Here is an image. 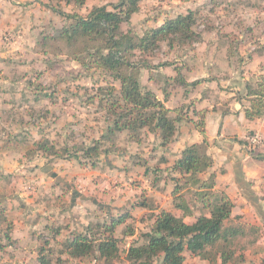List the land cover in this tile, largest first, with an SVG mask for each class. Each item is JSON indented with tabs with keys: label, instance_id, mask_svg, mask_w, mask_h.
I'll return each mask as SVG.
<instances>
[{
	"label": "rangeland",
	"instance_id": "1",
	"mask_svg": "<svg viewBox=\"0 0 264 264\" xmlns=\"http://www.w3.org/2000/svg\"><path fill=\"white\" fill-rule=\"evenodd\" d=\"M119 1L86 0L79 6L59 0H13L6 1L11 5L0 13V264H40L43 255L49 264H132L126 258L128 248L146 242L144 234L161 210L187 222L206 212L196 187L173 169L175 149L169 144L164 150L159 132L142 127L108 135L114 117L106 107L107 89L119 90L120 82L106 70L82 65L77 57L84 54L83 40L70 45L53 38L70 26L71 16L85 17L95 6L113 10ZM139 4L140 10L122 24L138 35L179 14L196 13L195 29L203 39L173 47L162 42L146 56L148 65L140 75L143 89L171 98V115L181 118L176 135L194 138L209 106L217 108L219 95L198 109V98L191 99V93L207 97L209 89L203 88L213 76L220 77L219 93L224 78L231 86L240 76L256 88L264 74V59L256 56L264 52V0ZM192 78L195 85L187 82ZM46 141L64 156L39 149ZM98 141L99 155L87 157L85 149ZM176 188L194 216L175 207ZM125 214L127 221L115 231L120 258L108 263L98 253L82 258L67 253L66 241L74 233H89L97 224ZM226 225L233 226L232 219ZM233 247L236 257L230 264L264 263L258 256L264 250H248L242 237L235 238ZM186 256V264H221L188 252ZM154 261L162 264L160 257Z\"/></svg>",
	"mask_w": 264,
	"mask_h": 264
},
{
	"label": "trees",
	"instance_id": "2",
	"mask_svg": "<svg viewBox=\"0 0 264 264\" xmlns=\"http://www.w3.org/2000/svg\"><path fill=\"white\" fill-rule=\"evenodd\" d=\"M67 4L83 6L86 0H59ZM142 0H120L109 10L105 5L93 7L87 16H71L73 22L69 27L58 31L55 39H65L70 45L84 41L82 56L77 59L86 68H98L108 71L120 82V89L115 86L107 89L106 107L114 117V125L108 135L124 129L136 130L151 127L159 132L162 145L169 144L176 132L177 123L181 119L173 117L174 109L167 108L149 89H143L140 81L141 71L147 67L146 56L158 50L162 42L170 47L175 44L186 45L200 42L203 37L196 31V13L190 10L187 14H179L169 18L162 25L149 28L142 35L132 29L124 30L122 24L130 21L133 14L140 10ZM134 57L136 60H134ZM182 84L185 80L179 78ZM197 81L192 82L196 84ZM103 90V88H101ZM247 96L250 105L245 107V116L250 120L264 116V74L259 76L256 88L248 87ZM205 135V130L201 129ZM50 155L64 156L53 144L39 143ZM66 150V148H64ZM100 142L85 149L87 157L99 155ZM69 156L79 159L77 153L69 152ZM213 165L208 154V141L194 143L186 147L172 165L175 171L183 174L186 182L198 186L199 200L202 210L206 211L187 222L181 216L161 210L156 214L151 231L144 234L146 242L131 245L126 258L132 264H154L157 257L162 264H186V253L207 260L210 263L230 264L235 261L236 251L233 247L240 231L234 226H227L232 214L233 201L223 193H215L214 176L203 180ZM177 188L173 191L175 207L186 216H194V210ZM215 196L214 200L212 196ZM128 214L111 218V221L96 225L97 230L89 229V233H74L66 241L67 253L75 258L87 257L98 253L99 257L112 263L120 258V239L115 235L116 229L124 224ZM95 228V229H96ZM128 231V230H127ZM129 235L134 234L129 229ZM44 251V248H41ZM40 264H49L43 255ZM264 264V263H263Z\"/></svg>",
	"mask_w": 264,
	"mask_h": 264
},
{
	"label": "crops",
	"instance_id": "3",
	"mask_svg": "<svg viewBox=\"0 0 264 264\" xmlns=\"http://www.w3.org/2000/svg\"><path fill=\"white\" fill-rule=\"evenodd\" d=\"M6 1L13 0H0V13L10 4ZM256 56L263 61L264 52ZM219 78L213 76L212 81L207 82V86L203 88V90L209 89L210 99H208L210 94L204 98L201 94L191 93L190 95L191 99L198 98V109L207 107L212 95H219L217 108L213 105L209 106L210 111L204 118L205 135L201 130H196L194 138H191V135H185L186 133L175 134L176 136L169 144L175 149L174 160H176L186 147L207 139L208 154L213 159V165L201 177L207 180L214 176L215 184L211 190L215 193H223L233 201L230 219H232V225L240 231L238 236L243 238L248 250L252 248L260 253L264 250V236H261L264 231V116L254 120L245 116L244 109L250 105L247 100L249 97L247 93H244L248 87L246 79H240L239 76L240 80L238 79L231 86H229L230 80L222 79L223 84L220 85L219 93L217 89ZM194 79H189L187 82H194ZM244 82L245 85H243ZM157 97L167 108L174 109L170 104L169 95L165 94L162 98L158 94ZM253 133L260 134L263 143L256 146L249 145L246 137ZM167 145L164 150H167ZM193 187H196V191L201 190L198 186ZM258 256L264 257V251ZM243 264L251 263L248 260Z\"/></svg>",
	"mask_w": 264,
	"mask_h": 264
},
{
	"label": "built area",
	"instance_id": "4",
	"mask_svg": "<svg viewBox=\"0 0 264 264\" xmlns=\"http://www.w3.org/2000/svg\"><path fill=\"white\" fill-rule=\"evenodd\" d=\"M246 141L248 142L249 145L256 146L258 144L263 143V138L260 134L253 133V134L247 135Z\"/></svg>",
	"mask_w": 264,
	"mask_h": 264
}]
</instances>
